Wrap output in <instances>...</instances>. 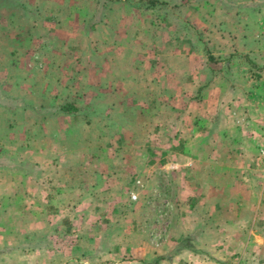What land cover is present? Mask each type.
Segmentation results:
<instances>
[{"label":"rangeland","instance_id":"obj_1","mask_svg":"<svg viewBox=\"0 0 264 264\" xmlns=\"http://www.w3.org/2000/svg\"><path fill=\"white\" fill-rule=\"evenodd\" d=\"M219 205L264 208V0H0V264L142 257Z\"/></svg>","mask_w":264,"mask_h":264},{"label":"crops","instance_id":"obj_2","mask_svg":"<svg viewBox=\"0 0 264 264\" xmlns=\"http://www.w3.org/2000/svg\"><path fill=\"white\" fill-rule=\"evenodd\" d=\"M253 124L258 126L259 122L254 120L251 126ZM248 128L249 126L242 130L236 128L235 132L239 135L251 133L252 129L249 131ZM212 213L217 216L210 217ZM200 214L189 211L187 218L190 219V225L184 228V231L189 232L188 235L181 233L182 235L164 238L169 241L170 249L162 245V242L158 243L155 237L148 236L142 244V257H108L112 253L107 254V250L100 253L102 257H82L77 244L76 252L79 257H68L66 249L62 254L67 257H29L27 264H128L126 262L130 261L140 264H264L263 207L248 210L245 206L235 205L234 208H229L219 205L217 211L209 209L208 214ZM73 236L75 239L79 236L77 241L82 240L79 233L75 232ZM234 239L237 241L234 242ZM94 240L99 242L95 236ZM150 243L155 247L148 253ZM7 258H10V264H19L15 257H4Z\"/></svg>","mask_w":264,"mask_h":264},{"label":"trees","instance_id":"obj_3","mask_svg":"<svg viewBox=\"0 0 264 264\" xmlns=\"http://www.w3.org/2000/svg\"><path fill=\"white\" fill-rule=\"evenodd\" d=\"M151 3L154 4L155 1H151ZM60 108L66 113H73L79 109L78 105H76L75 102L65 103L64 105L60 106Z\"/></svg>","mask_w":264,"mask_h":264}]
</instances>
